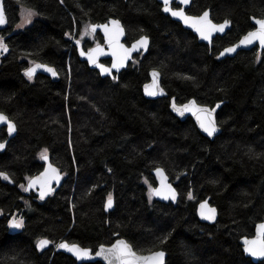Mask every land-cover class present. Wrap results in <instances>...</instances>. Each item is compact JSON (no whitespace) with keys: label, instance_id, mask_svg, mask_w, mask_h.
<instances>
[{"label":"trees","instance_id":"obj_1","mask_svg":"<svg viewBox=\"0 0 264 264\" xmlns=\"http://www.w3.org/2000/svg\"><path fill=\"white\" fill-rule=\"evenodd\" d=\"M4 1L9 25L0 33L8 46L0 55V112L18 132L0 153V171L14 182L0 179V264H78L53 247L39 253L42 238L94 252L124 238L139 254L166 252L167 264H255L240 241L264 222V52L218 55L253 29L251 17H264V0H193L190 15L211 10L215 22L231 21L212 48L166 16L157 0ZM23 9L37 17L18 30ZM111 18L123 22L128 45L145 35L151 40L148 54L136 56L118 80L80 61L72 40L86 25ZM82 42L86 50L104 43L100 34ZM33 62L53 67L59 78H27ZM152 70L161 73L169 97H144ZM172 97L178 104L223 103L222 133L210 140L192 119L179 120L169 109ZM1 138L7 140L5 130ZM44 149L66 178L40 202L20 185L44 169ZM157 167L179 191L177 205L149 198ZM109 193L114 209L107 213ZM208 197L219 210L214 225L196 213ZM15 213L24 227L12 234Z\"/></svg>","mask_w":264,"mask_h":264},{"label":"snow or ice","instance_id":"obj_2","mask_svg":"<svg viewBox=\"0 0 264 264\" xmlns=\"http://www.w3.org/2000/svg\"><path fill=\"white\" fill-rule=\"evenodd\" d=\"M63 2V0H61ZM190 0H179L180 5H188ZM164 12L170 13L173 17H176L184 22V24L193 28L203 40L211 42L212 36L214 33H223L225 29L231 24V21L225 19L223 23H214L210 18V12L205 10L201 15H188L185 12L183 7L173 8L170 5L172 0H163ZM36 15L32 10L27 11L26 20L31 22V17ZM255 24L258 27L253 31H249L239 43L225 48L220 56L225 54L235 53L238 48L241 46H248L259 42V45L264 49V18L257 19L253 17ZM6 23V17L4 12L3 0H0V25ZM97 28H102L104 36L107 40V46L110 50V55L114 57V61L111 64V67H106L104 64L99 63V57L107 55L109 53L105 52V49L98 43L95 48L90 49L87 53L81 49L80 54L82 56L87 55L89 62L93 65H96L102 73L111 74L113 69L119 70L123 67L126 62L131 58L133 52L143 49L147 51L149 44L148 36H141L132 46L126 47L121 43V38L125 34V29L119 20L113 19L107 24L103 25H86L85 26V35H90L96 32ZM77 44H80V41H76ZM8 46L4 43V38L0 37V52H7ZM33 67L25 70V75L32 79L38 69H45L50 72L53 76L57 75V72L54 68L49 67L45 64H37L33 62ZM159 75L160 73L156 70L152 72V84L145 85V92L148 96H156L158 94H163V89L159 87ZM191 79V77H188ZM113 79H116L113 76ZM172 107L175 111L179 112L180 115L184 113L192 112L199 122L200 127L206 132L209 136L214 135L217 131L216 120L214 116V109L199 107L196 105V102L193 100L187 105L178 107L173 100ZM217 108L219 105L216 106ZM0 124H6L8 133L11 134L16 131V125L8 118V116L0 112ZM5 147L4 143H0V149ZM40 158L46 162L49 161L48 149H44L40 153ZM109 171H111L109 169ZM157 175L160 177L161 186L159 188H151L149 191V198L152 196H159L165 200L175 201L177 199L178 193L175 188L172 187L170 183L167 182V177L164 174V170L161 168L156 169ZM0 177L4 180H10V176L7 172L0 171ZM62 174L59 168L55 167L51 162H48L47 168L38 176L28 177L27 186L21 184L20 187L25 191H31L33 188L39 186V197L44 199L46 195L55 192V188L52 187V183L55 182L59 184L62 179ZM189 199H193L191 193L188 194ZM113 196L111 193L107 196V201L105 204L106 209H111L113 207ZM217 210L214 207H211L207 200L203 201L199 205V214L201 218L209 221H215ZM10 226L12 228L20 229L24 227L23 217L20 219L12 218L10 221ZM162 243L164 241H161ZM53 242L47 238H42L37 241V247L43 250L49 244ZM244 251L248 253L251 257L254 258H264V223H260L257 226L256 234L253 238L244 237L243 239ZM57 248L65 249L68 252L73 253L77 259L83 261L85 259H92L93 253L91 249L83 248L78 244H70L67 241H62ZM96 257L103 258L107 264H164V251H155L149 252L146 255L139 254L137 251L133 250L131 244L126 240L120 239L117 240L110 247L105 245H100L99 251L95 253Z\"/></svg>","mask_w":264,"mask_h":264},{"label":"water","instance_id":"obj_3","mask_svg":"<svg viewBox=\"0 0 264 264\" xmlns=\"http://www.w3.org/2000/svg\"><path fill=\"white\" fill-rule=\"evenodd\" d=\"M157 1H158L159 4L162 5V8L164 9L163 0H157ZM192 1H193V0H190V3H189L188 5H180V4H179V0H172V4H171L170 6L173 7V8H174V5H176V6H178V7H183V8L185 9V12H186L188 15H190V14L188 13V10H189V8H190L191 5H192ZM3 6H4L5 17H6V23L0 25V32L5 31V30L7 29V27H8V25H9V19H8V16H7L6 6H5V1H4V0H3ZM208 11L210 12V18L212 19L211 10H208ZM163 12H164V10H163ZM164 14H165L166 16L170 17L173 21H175V22L181 24L182 27H183L184 29L191 31V32H192V33L198 38V41H199L200 43L206 44V45H208L209 47L212 46L213 40H214L217 36H223V35H225L226 32H227V30H229V29L231 28V24H230V25L225 29V31H224L223 33H214L213 36H212V40H211V42H209V41H207V40H203V39H201L200 36H199V33H197V32H196L193 28H191L190 26L184 24V22H183L182 20H180V19H178V18H176V17H173L170 13H166V12H164ZM193 16H194V15H193ZM113 19L119 20V21L121 22V24L123 25V27H124V29H125V34H124V36L121 38V43L124 44L126 47H129V48H130V47L132 46V44L135 43V41H134L131 45H128V44H127V42H126V39H127V30H126V28H125L123 22H122L120 19H118V18H111V19H109V20H108L107 22H105V23H102V24H95V25H103V24H107V23H109V22H110L111 20H113ZM257 19H260V18H257ZM213 22H214V21H213ZM251 22H252V24L255 26V28L258 27V25L255 24V20L253 19V17H251ZM214 23H215V22H214ZM253 30H255V29H253ZM253 30H252V31H253ZM93 34H94V35H98V34H100V35L103 37V39H104V43H103V44H100V45L105 49V52H106V53H109V54H107V55H104V56L99 57V63H102V61H109V64H108V65H106V64H104V63H102V64H104L106 67H111V64H112V62L114 61L115 58L112 57V56L110 55V50L108 49V46H107V40H106V38H105V36H104L103 29H102V28H97L96 32L93 33ZM242 38H243V37H241V38L239 39V41H240ZM138 39H139V38H138ZM138 39H137V40H138ZM77 40H78V39H76V40L74 41V46H75V48H76V50H77V55H78L80 61L87 63L88 66L90 67V69H91V70H95V71H97V72L100 74V76H101L102 78H110V79H112V80H114V79H113V76H115L116 79L118 80L120 74H121L124 70H126V69L129 67V65L133 62V60H134V58H135L136 56H140V55L145 56L146 54H148V52H149V48H150V45H151V40H150V38H149V44H148L147 51H145V50H143V49H140V50H138V51L133 52L132 55H131V58L126 62V64H125L123 67H121L119 70L113 69L111 74H107V73H102V72L100 71V69H99L96 65H93L91 62H89V60H88V58H87V55L82 56V55L80 54L81 49H83L86 53H87L90 49L85 50L84 47H83V45H82V42L79 40V41H80V44H77V43H76ZM239 41H238L237 43H239ZM237 43H235V44H237ZM235 44H234V45H235ZM95 47H96V46H95ZM95 47H93V48H95ZM256 47H258L260 50L264 51V49H262V48L260 47L259 42L257 41L256 43H254V44H252V45L241 46L240 48L237 49V51H236L235 53L225 54L224 56H220V55H219L218 58H219L220 60H222V59H224V58H226V57H233V56H235L239 51H251V50H253V49L256 48ZM93 48H91V49H93ZM37 64H41V63H37ZM45 65H46V64H45ZM33 66H34V65H32L31 67H33ZM48 66H49V65H48ZM31 67H30V68H31ZM49 67H51V66H49ZM52 68H53V67H52ZM156 71H157V70H156ZM56 72H57V71H56ZM152 72H153V70L150 72V80H149V82H147V83L144 84V86H143V95H144V97H145L146 99H149V100H157V99H161V98H167V97H169L167 91H166V90L163 88V86H162V76H161V73H160L159 71H157V72L160 73V75H159V87H160L161 89H163V94H162V95L158 94V95H156V96H148V95L146 94V92H145V85H150V84H152V80H153V78H152ZM39 74H42V75L48 76V77H50V78L53 79V80L57 79L58 76H59L58 72H57V75H56V76H53L50 72H48V71H46L45 69L41 68V69H38V70L36 71V73H35V75H34L33 77H36V76H38ZM173 100L175 101V104H176L178 107L183 106V105H187V104H189L191 101L194 100V101L196 102V105L199 106V107H204V108L214 109V110H215V111H214V116H215V120H216V125H217V128H218V131H217L214 135L209 136V135H208L206 132H204V130L200 127L199 122L197 121L196 116H195L192 112H187V111H186V112L184 113V115H180L179 112L175 111V110L173 109V107H172ZM217 105H219L218 108L216 107ZM222 106H223V103H221V102H220V103H217V104H216L215 106H213V107L200 105L195 99H191V100H189L188 102H186V103H184V104H178L177 101H176V98H175V97H172V98L170 99V106H169V109H170V111H171V112H172V113H173V114H174L179 120H181V121H186V120L189 119V118L192 119V120L194 121V123H195L197 129L199 130V132H200L201 134H203L205 137H207V138L210 139V140H214L217 136H219V135L222 133V129H221V127L219 126V124H218V120H217V114H218V112L220 111V109L222 108ZM8 118H9V117H8ZM9 119H10V118H9ZM10 120H11V119H10ZM11 121H12V120H11ZM12 122L16 125V123H15L14 121H12ZM2 129H5V130H6V134H7V137H8V138H7V140L4 141V142H1V141H0V143H4V144H5V147H4L3 149H0V153H4V152H5L8 143H9V142H10V141H11V140L17 135V132H18V131H17V129H18V128H17V125H16V131L13 132V133H11V134L8 133V130H7V126H6V124H0V131H1ZM42 161H43V163H44V169H43V171H44L45 168H47V166H48V162H51V163H52V161H51V157L49 156V161H48V162H46V161H44V160H42ZM52 164H53V163H52ZM53 165H54V164H53ZM54 166H55V165H54ZM55 167H56V166H55ZM157 168H161V169L164 170V174H165L166 177H167V182L170 183V184L172 185V187L176 189V191H177V193H178V196H177V199H176L175 201H172V200H165V199H162V198L159 197V196H153V198H154L156 201H159V202H162V203H172L173 205H177V204H178V201H179V198H180V193H179V191L177 190V188H176V186L174 185V183L171 181V179H170L168 173L166 172V170H165L164 168H162V167H157ZM157 168H156V169H157ZM156 169L153 170L152 175L154 176V178H155V180H156V182H157V185H156L155 188H159V187L161 186V180H160V177H159V176L157 175V173H156ZM43 171H42V172H43ZM42 172H41V173H42ZM41 173H40V174H41ZM40 174H38V175H40ZM38 175H37V176H38ZM62 177H63V178L60 180L59 184H56L55 182L52 183V187L55 188V192H54V193H51V194H49V195H46V196L44 197V199H40V197H39V186L33 188L31 191H27V192H26V195L29 196L32 192H34V193H36V195H38V198H39L40 201L45 202V201H47V199H49L50 197H52L54 194H56V193L59 191V189L61 188V186H62L63 183H64V176H63V174H62ZM0 179H1V181L4 182V183H7V184H9V185H11V186L14 185V182H13V180L11 179V177H10V180H4L2 177H0ZM205 200L208 201V203H209V205H210L211 207H214V208L217 210L215 221L205 220V219L201 218V216H200V214H199V205H200V203H202V202L205 201ZM205 200L199 202V204H198V206H197L196 213H197L198 219H199L202 223H206V224H209V225H214V224L217 223V221H218V219H219V210H218L217 206H214L213 204H211V198H210V197L206 198ZM113 201H114V199H113ZM113 209H114V203H113V207H112L111 209H106V208H105V210H106L107 213L111 212ZM262 223H264V222H262ZM259 224H260V223H259ZM259 224H258V225H259ZM258 225H257V226H258ZM257 226H256V228H255V234H256ZM11 230H12L13 232L17 233L20 229H16V228H12V227H11ZM255 234H254V236H255ZM254 236H253V237H254ZM253 237H252V238H253ZM120 239H124V238H120ZM120 239H117V240H120ZM243 239H244V238L241 239L240 243H241V245H242V250H243L244 256L247 257L248 259H250V260H251L253 263H255V264H257V263H259V262H263V261H264V258H254V257H251L248 253H246V252L244 251ZM117 240H115V242H116ZM124 240H126V239H124ZM126 241H127V240H126ZM115 242H114V243H115ZM127 242H128V241H127ZM114 243H113V244H114ZM129 244H130V243H129ZM52 246H53V243H52V244H49V245H48L46 248H44L43 250H41V249L38 248V247H36V248H37V251H38L39 253H43L45 250L50 249ZM105 246H106V245H105ZM110 246H111V245H107L106 247H110ZM99 247H100V246H99ZM132 247H133V246H132ZM91 250H92V249H91ZM133 250H134V248H133ZM97 251H99V248L97 249ZM97 251H96V252H97ZM59 252H62V253H64V254H66V255L72 257L73 259H75V261H76L78 264H83V263H94V262H100V263H102V264H107V262L104 261L103 258H101V257H96V256H95V253H96V252H94L93 250H92L93 258H92V259H85V260H83V261L77 259V257H76L75 255H73V253L68 252V251L65 250V249L56 248V253H59ZM164 264H167V253H166V252H165V257H164Z\"/></svg>","mask_w":264,"mask_h":264},{"label":"rangeland","instance_id":"obj_4","mask_svg":"<svg viewBox=\"0 0 264 264\" xmlns=\"http://www.w3.org/2000/svg\"><path fill=\"white\" fill-rule=\"evenodd\" d=\"M27 11L28 10L23 9L20 12V20H19V24L17 26L18 30H22V29L26 28L37 17V15H34V16L31 17V22L30 23L27 22V20H26ZM92 36H93L92 34L85 35V28H82L81 31L78 34H76V35H74L72 37V40L80 39L81 41H83L84 39H92ZM31 66H32V64H31ZM65 178H66V175H65ZM27 182H28V180L24 184L25 186H26ZM152 188H155V187H152ZM22 191L25 194V191L23 189H22ZM24 203H25V206H26V208H25L26 211H29L30 210V202L28 200H25ZM14 216H15L16 219H20L21 217H23V215H20L19 213H16ZM23 220H24V217H23Z\"/></svg>","mask_w":264,"mask_h":264},{"label":"flooded vegetation","instance_id":"obj_5","mask_svg":"<svg viewBox=\"0 0 264 264\" xmlns=\"http://www.w3.org/2000/svg\"><path fill=\"white\" fill-rule=\"evenodd\" d=\"M259 18H260V17H259ZM262 18H264V17H262ZM212 20H213V19H212ZM213 21H214V20H213ZM214 22H215V21H214ZM215 23H223V21H222V22H215ZM251 23H252V22H251ZM252 26H253V29H255V26H254L253 24H252ZM230 29H231V28H230ZM230 29H229V30H230ZM253 29H252V30H253ZM229 30H228V31H229ZM252 30H250V31H252ZM0 33H1V32H0ZM247 33H248V32H247ZM247 33H246V34H247ZM246 34H245V35H246ZM241 37H243V36H241ZM241 37H240V38H241ZM240 38H239V39H240ZM239 39L237 40V42L239 41ZM237 42H235V43H237ZM4 43H5V42H4ZM235 43H234V44H235ZM234 44H233V45H234ZM230 46H232V45H230ZM230 46H229V47H230ZM212 47H213V46H212ZM212 47H211V48H212ZM227 47H228V46H224V47H222V48L220 49L219 52L221 53V52H222L225 48H227ZM254 49H257L258 53H262V52H264V51L260 50L258 47L254 48ZM6 53H7V52H0V55L2 54V56L5 57V56L7 55ZM220 53H219V55H220ZM219 55H218V57H219ZM258 55H259V54H258ZM259 56H260V55H259ZM58 78H59V76H58ZM58 78H57V79H58ZM57 79H55V80H57ZM4 130H5V129H2V130H1V134L4 133ZM5 132H6V130H5ZM1 140H2V138H1ZM2 141H5V140H2ZM56 244H57V243H53V246H52V247H53V251H55L54 249H55V245H56ZM55 252H56V251H55Z\"/></svg>","mask_w":264,"mask_h":264},{"label":"bare ground","instance_id":"obj_6","mask_svg":"<svg viewBox=\"0 0 264 264\" xmlns=\"http://www.w3.org/2000/svg\"><path fill=\"white\" fill-rule=\"evenodd\" d=\"M229 47V46H228ZM243 237V236H242ZM62 241V240H61ZM64 241V240H63ZM67 241V240H66ZM60 243V242H59Z\"/></svg>","mask_w":264,"mask_h":264}]
</instances>
